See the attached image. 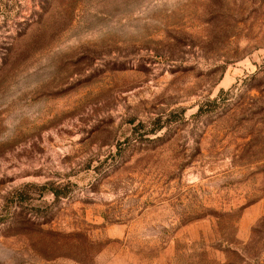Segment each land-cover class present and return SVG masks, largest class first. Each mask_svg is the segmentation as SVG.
Instances as JSON below:
<instances>
[{
    "label": "rangeland",
    "instance_id": "374dc122",
    "mask_svg": "<svg viewBox=\"0 0 264 264\" xmlns=\"http://www.w3.org/2000/svg\"><path fill=\"white\" fill-rule=\"evenodd\" d=\"M0 264H264V0H0Z\"/></svg>",
    "mask_w": 264,
    "mask_h": 264
},
{
    "label": "trees",
    "instance_id": "16d2710c",
    "mask_svg": "<svg viewBox=\"0 0 264 264\" xmlns=\"http://www.w3.org/2000/svg\"><path fill=\"white\" fill-rule=\"evenodd\" d=\"M55 193V192H54Z\"/></svg>",
    "mask_w": 264,
    "mask_h": 264
}]
</instances>
